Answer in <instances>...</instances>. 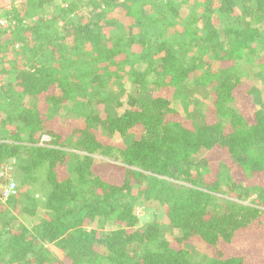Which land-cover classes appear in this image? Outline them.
<instances>
[{
	"label": "trees",
	"instance_id": "16d2710c",
	"mask_svg": "<svg viewBox=\"0 0 264 264\" xmlns=\"http://www.w3.org/2000/svg\"><path fill=\"white\" fill-rule=\"evenodd\" d=\"M4 12L0 183L17 191L0 189V264H264V87L248 81L264 70V0ZM144 205L155 218L139 226Z\"/></svg>",
	"mask_w": 264,
	"mask_h": 264
},
{
	"label": "rangeland",
	"instance_id": "374dc122",
	"mask_svg": "<svg viewBox=\"0 0 264 264\" xmlns=\"http://www.w3.org/2000/svg\"><path fill=\"white\" fill-rule=\"evenodd\" d=\"M51 7V4L48 5V8ZM5 7L2 8V12H4ZM146 67L145 64H140V68L144 69ZM254 67V66H249V71L250 69ZM254 71V70H253ZM248 81L253 83L254 86L257 85H263L262 87H264V70L260 69V68H255V71L252 72L249 76H248ZM108 94H109V102H107L108 104L106 105V110H110L113 112H118L119 110H122V106L119 108L118 106V97H117V92H119V89L117 86H111L110 89H108ZM193 93L199 98V102L200 101H206L210 99V94L209 91L206 89H194ZM262 97L264 100V88L262 89ZM121 100H124V102H126V98L122 97ZM189 114L187 115L194 123H196L197 125L200 124L204 119L203 117L200 115L199 111H198V107L194 106V109L192 111H190V109L188 110ZM105 138L110 139L111 136L105 134L104 135ZM120 139V138H119ZM121 140V139H120ZM96 161L100 162V163H104V162H111L114 163L115 160L113 157H108L104 154H100V153H96L94 154ZM106 169H108V166L106 165ZM13 166L11 164H7V166L4 169V174L5 176H9V172H12ZM11 180H16L17 179L14 177L11 179H7L6 183H0V189L3 188L5 186V184L7 185L9 183V181ZM256 196L253 195L251 199L255 198ZM160 212V211H159ZM160 215V214H159ZM155 215L153 214V210L147 208L145 205L142 206L141 208H139V217H140V222H139V226H143L144 224H146L147 222L153 220L155 217ZM23 220L25 219V221L27 223H30L31 221H33L32 218H30L29 216H22ZM163 228H164V232L166 233L167 237H173L175 236V231L174 229H172L170 227V225L167 222H164L162 224ZM194 255L197 257L198 253L197 250H194Z\"/></svg>",
	"mask_w": 264,
	"mask_h": 264
},
{
	"label": "built area",
	"instance_id": "2783aa9c",
	"mask_svg": "<svg viewBox=\"0 0 264 264\" xmlns=\"http://www.w3.org/2000/svg\"><path fill=\"white\" fill-rule=\"evenodd\" d=\"M14 0H0V25L1 24H6L8 22L7 17L5 15V12H2V8L6 7L8 4H11ZM43 142H48L51 138L48 135H43ZM2 175L4 174V171L2 172ZM11 179V178H9ZM3 190L5 192L6 195L9 194H14L17 191V184L15 182V180H11L9 181V183L3 187Z\"/></svg>",
	"mask_w": 264,
	"mask_h": 264
}]
</instances>
